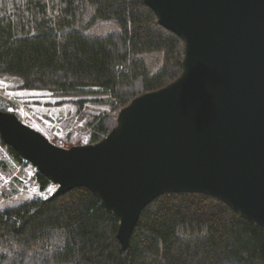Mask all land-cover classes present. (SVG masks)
I'll return each mask as SVG.
<instances>
[{
	"label": "trees",
	"instance_id": "obj_1",
	"mask_svg": "<svg viewBox=\"0 0 264 264\" xmlns=\"http://www.w3.org/2000/svg\"><path fill=\"white\" fill-rule=\"evenodd\" d=\"M97 19L119 28L86 32ZM182 55V40L143 0H0V77L59 94L93 86L112 99L108 113L89 121V142L132 98L174 80ZM35 174L41 190L50 185ZM117 227L118 216L84 186L13 203L0 211V264H264L263 227L206 193L155 197L125 251Z\"/></svg>",
	"mask_w": 264,
	"mask_h": 264
},
{
	"label": "water",
	"instance_id": "obj_2",
	"mask_svg": "<svg viewBox=\"0 0 264 264\" xmlns=\"http://www.w3.org/2000/svg\"><path fill=\"white\" fill-rule=\"evenodd\" d=\"M183 42L181 72L132 98L94 143H52L0 109V138L57 185L90 189L118 216L121 251L165 192L214 196L264 229V0H143Z\"/></svg>",
	"mask_w": 264,
	"mask_h": 264
},
{
	"label": "rangeland",
	"instance_id": "obj_3",
	"mask_svg": "<svg viewBox=\"0 0 264 264\" xmlns=\"http://www.w3.org/2000/svg\"><path fill=\"white\" fill-rule=\"evenodd\" d=\"M118 28L113 22H102L97 19L86 32L104 34ZM81 91L80 94H59L47 90L21 89L17 78L4 76L0 77V108L16 113L22 122L38 130L58 146H61L60 139L57 138L59 134L55 133H63L61 141L65 146L61 147L67 148L76 143L88 142L89 121L94 116L108 113L111 109L112 99L100 88L84 87ZM77 100H83L81 106L75 103ZM35 103L50 108L63 105V110L56 114L46 112L27 115L24 111L25 105H35ZM58 128L63 130L59 132ZM25 181L29 183L25 184ZM34 185V182L29 181L28 176L22 173L8 193L14 195L8 202L17 203L28 198H48V195L56 188L54 184H50L46 187V192L41 194L35 191Z\"/></svg>",
	"mask_w": 264,
	"mask_h": 264
},
{
	"label": "built area",
	"instance_id": "obj_4",
	"mask_svg": "<svg viewBox=\"0 0 264 264\" xmlns=\"http://www.w3.org/2000/svg\"><path fill=\"white\" fill-rule=\"evenodd\" d=\"M20 167L0 143V196L11 188ZM29 183L25 181V184Z\"/></svg>",
	"mask_w": 264,
	"mask_h": 264
},
{
	"label": "crops",
	"instance_id": "obj_5",
	"mask_svg": "<svg viewBox=\"0 0 264 264\" xmlns=\"http://www.w3.org/2000/svg\"><path fill=\"white\" fill-rule=\"evenodd\" d=\"M25 106H26V110L24 109V111H25V113L27 115H29L30 113L45 114L46 112L51 113V114H56L58 112H62V110H63L62 109L63 105H59L58 107H51L50 108V107H44L42 105H37V103H35V105H32V104L27 105L26 104ZM59 130H60L59 132H61V130H63V129L60 128ZM55 134H59L57 136V138L60 139V145L61 146H65V144H63V142L61 141V139H62L61 137H62L63 133H61V134L60 133H55ZM81 143H83V142H81ZM6 205H7V202L0 201V209L4 208Z\"/></svg>",
	"mask_w": 264,
	"mask_h": 264
}]
</instances>
